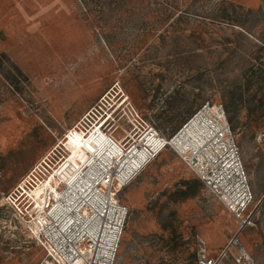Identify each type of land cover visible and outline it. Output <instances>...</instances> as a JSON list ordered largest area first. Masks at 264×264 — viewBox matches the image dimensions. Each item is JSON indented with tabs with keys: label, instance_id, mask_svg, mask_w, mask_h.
<instances>
[{
	"label": "rangeland",
	"instance_id": "1",
	"mask_svg": "<svg viewBox=\"0 0 264 264\" xmlns=\"http://www.w3.org/2000/svg\"><path fill=\"white\" fill-rule=\"evenodd\" d=\"M188 2L0 0V54L21 70L16 88L12 64L0 69V264H57L27 190L53 172L69 188L107 140L139 145L151 127L169 140L207 103L236 136L255 211L238 239L264 264V0ZM178 149L118 192L129 213L114 264H197L198 247L216 255L237 234ZM187 179L201 184L185 197Z\"/></svg>",
	"mask_w": 264,
	"mask_h": 264
},
{
	"label": "built area",
	"instance_id": "2",
	"mask_svg": "<svg viewBox=\"0 0 264 264\" xmlns=\"http://www.w3.org/2000/svg\"><path fill=\"white\" fill-rule=\"evenodd\" d=\"M206 108L207 111L201 113ZM197 116L208 121V136L178 149L174 144L176 139L187 131ZM101 125L103 123L96 127ZM120 145L122 156H125L123 161L114 157L105 163L98 171L99 182L94 183L95 187L91 185L94 181L91 179L87 183L91 185L90 189L83 183L77 193L70 192L69 197L66 194L60 198L67 210L65 215L57 213L59 205L55 202L46 216L39 211L32 222L38 237L45 240L52 260L57 264H114L129 213L117 194L144 166L171 146L185 154L188 168L238 221L237 234L216 255H209L205 247H198L197 264H253L251 255L238 239V233L254 223V194L236 136L222 105L210 107L209 103L205 104L169 140L151 127L139 145ZM138 150L144 152V158ZM138 161L140 163L135 166ZM67 190L68 187L64 188L62 194ZM93 196L100 197L94 200ZM232 247L237 249L236 253Z\"/></svg>",
	"mask_w": 264,
	"mask_h": 264
},
{
	"label": "bare ground",
	"instance_id": "3",
	"mask_svg": "<svg viewBox=\"0 0 264 264\" xmlns=\"http://www.w3.org/2000/svg\"><path fill=\"white\" fill-rule=\"evenodd\" d=\"M204 111H207V108L205 110H202L201 113H204ZM199 117L200 116L194 118L192 120L191 126L187 128V131H185V133H182L176 139V142L174 143L176 146L180 147L181 149H184L187 143L197 142V140L202 141V138L204 139L205 136H208V133L210 132L209 125H207L208 121H203ZM90 139L91 137L87 141L85 139L84 140L85 143H83L82 140V142H80V145L82 144L87 146L88 141ZM71 148H72V154L75 155L77 153V149L75 147H71ZM122 153L123 152L121 151V145L119 143H116V141L114 140H107L97 151V153L91 155L92 157H94L93 163L82 174L79 180H77L73 185H71L68 188L65 194H62V190L66 188V186L62 185L60 182L58 183L54 179L53 175H56L55 172H53L51 175L46 177L44 180L38 182V184H36L35 187H33L30 190H27L26 192L28 193V196L31 198V200H33V202L36 203V206H38V211H41L42 215L44 216L47 215L45 213L47 210H49L50 206L52 205L51 204L52 199L55 198L56 201H54L53 203L57 202V204L59 205V210H57V213L65 215L67 213L66 212L67 210L65 209V206L60 200V198H63L66 194L69 197L70 192L77 193V191L81 190L82 187L84 186L83 183L87 186V189H90L91 185L95 187L94 183L99 182L97 177L98 171L103 166H105V163L109 162L111 158L117 157L120 160L119 162L123 161L125 156L124 155L122 156ZM139 155L141 156V158H144L145 156L144 152H140V151H139ZM42 162L45 161L43 160ZM138 163H140V161L136 162L135 166L138 165ZM91 179H94L93 183L91 182V185L87 184L90 183L89 181ZM90 194L91 191L88 195ZM99 197L93 196V199L96 200ZM75 210H78V207H75Z\"/></svg>",
	"mask_w": 264,
	"mask_h": 264
},
{
	"label": "trees",
	"instance_id": "4",
	"mask_svg": "<svg viewBox=\"0 0 264 264\" xmlns=\"http://www.w3.org/2000/svg\"><path fill=\"white\" fill-rule=\"evenodd\" d=\"M185 1L188 2L189 0H185ZM188 3H191V2H188ZM190 36H191V34H190ZM2 57L4 59H2ZM3 60H7L9 63H11V61L6 56V54H4V53L0 54V69H2L1 64H2ZM12 66H13V68H8L7 70H4V71L2 69V72H3L5 79L7 81H10L12 84H15V87L18 88L16 86L15 81H16L17 75L21 74V70L13 64H12ZM200 184H201L200 181H198L197 179L183 180L182 184H181L182 185V190H181L182 195L185 197L193 195L199 189Z\"/></svg>",
	"mask_w": 264,
	"mask_h": 264
}]
</instances>
